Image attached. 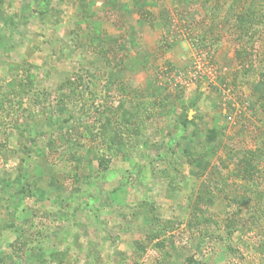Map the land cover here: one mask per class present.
Segmentation results:
<instances>
[{
  "label": "rangeland",
  "instance_id": "rangeland-1",
  "mask_svg": "<svg viewBox=\"0 0 264 264\" xmlns=\"http://www.w3.org/2000/svg\"><path fill=\"white\" fill-rule=\"evenodd\" d=\"M232 1L0 0V264H264V200H227L264 170Z\"/></svg>",
  "mask_w": 264,
  "mask_h": 264
},
{
  "label": "trees",
  "instance_id": "trees-1",
  "mask_svg": "<svg viewBox=\"0 0 264 264\" xmlns=\"http://www.w3.org/2000/svg\"><path fill=\"white\" fill-rule=\"evenodd\" d=\"M239 0H233L229 11L234 13V4L237 3ZM248 2V6L246 7V12L243 14H239L236 16L234 22H233V29L234 34L237 38H243L245 36H249V38H252L253 35H255L260 28L264 25V13H262L259 9V2L264 3V0H245ZM217 9V7L214 8V10ZM237 60L241 67L245 65L249 66L250 63V57L251 54L246 49H238L236 52ZM249 157L248 161L253 159V161L257 160V158H262L264 160V150H261L260 152L257 151H251V153L246 156ZM245 157V158H246ZM259 162H257L258 164ZM260 168V166H259ZM261 173L262 176L259 177L257 173ZM256 171L255 168L252 166H248L247 168H244L241 171L240 177V188L243 189L244 194L242 195H234L231 197V199L228 197L227 200L229 204L235 203L237 206H248L249 203L253 200H264V189H262V193H259V186L260 182L259 180H264V170L262 169L259 171ZM227 197V196H226ZM259 197V198H258ZM260 211H252V228L258 224L262 226L264 224V206L262 207V204L259 208ZM256 212H259L260 215H258ZM251 225V224H250ZM255 228V227H254ZM253 228V230H254ZM263 246V245H262Z\"/></svg>",
  "mask_w": 264,
  "mask_h": 264
}]
</instances>
